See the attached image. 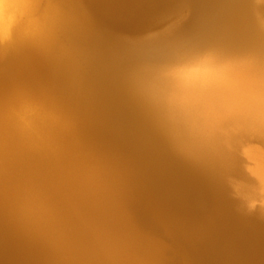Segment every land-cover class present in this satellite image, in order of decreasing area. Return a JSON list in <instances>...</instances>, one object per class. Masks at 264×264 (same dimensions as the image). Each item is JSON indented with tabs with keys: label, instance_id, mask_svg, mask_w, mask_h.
I'll return each instance as SVG.
<instances>
[{
	"label": "bare ground",
	"instance_id": "1",
	"mask_svg": "<svg viewBox=\"0 0 264 264\" xmlns=\"http://www.w3.org/2000/svg\"><path fill=\"white\" fill-rule=\"evenodd\" d=\"M104 136L157 264H264V0H66ZM149 80L159 120L133 122L114 85ZM236 197V199H235ZM259 204L261 219L245 213Z\"/></svg>",
	"mask_w": 264,
	"mask_h": 264
},
{
	"label": "clouds",
	"instance_id": "2",
	"mask_svg": "<svg viewBox=\"0 0 264 264\" xmlns=\"http://www.w3.org/2000/svg\"><path fill=\"white\" fill-rule=\"evenodd\" d=\"M85 27L66 0H0V264H157L87 82ZM114 90L129 120H159L139 68Z\"/></svg>",
	"mask_w": 264,
	"mask_h": 264
},
{
	"label": "water",
	"instance_id": "3",
	"mask_svg": "<svg viewBox=\"0 0 264 264\" xmlns=\"http://www.w3.org/2000/svg\"><path fill=\"white\" fill-rule=\"evenodd\" d=\"M245 209H246L245 213L247 212L246 213L247 215L249 214L253 218L261 219L259 216H262L261 214L263 213V209L259 204L255 205L254 207H247Z\"/></svg>",
	"mask_w": 264,
	"mask_h": 264
},
{
	"label": "rangeland",
	"instance_id": "4",
	"mask_svg": "<svg viewBox=\"0 0 264 264\" xmlns=\"http://www.w3.org/2000/svg\"><path fill=\"white\" fill-rule=\"evenodd\" d=\"M77 1V0H76Z\"/></svg>",
	"mask_w": 264,
	"mask_h": 264
}]
</instances>
